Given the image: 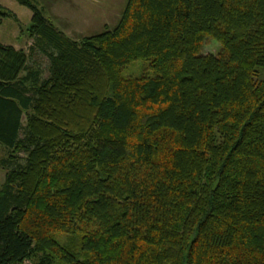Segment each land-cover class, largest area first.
<instances>
[{
    "label": "trees",
    "instance_id": "16d2710c",
    "mask_svg": "<svg viewBox=\"0 0 264 264\" xmlns=\"http://www.w3.org/2000/svg\"><path fill=\"white\" fill-rule=\"evenodd\" d=\"M18 1L34 44L0 39V264H264V0H128L79 39Z\"/></svg>",
    "mask_w": 264,
    "mask_h": 264
},
{
    "label": "rangeland",
    "instance_id": "374dc122",
    "mask_svg": "<svg viewBox=\"0 0 264 264\" xmlns=\"http://www.w3.org/2000/svg\"><path fill=\"white\" fill-rule=\"evenodd\" d=\"M46 9V14L59 29L73 39L98 34L106 28L115 27L125 9L128 0H37ZM0 3L15 12L19 17H5L0 26V39L7 44L27 51L34 44V39L28 35V28L33 12L18 0H0ZM219 44L211 41L204 47L205 53H215ZM31 64H39L48 75L49 57L39 51L32 55ZM264 80V68L261 70ZM0 147V158L4 156ZM6 171L0 165V186L4 182ZM24 264H32L26 260Z\"/></svg>",
    "mask_w": 264,
    "mask_h": 264
}]
</instances>
